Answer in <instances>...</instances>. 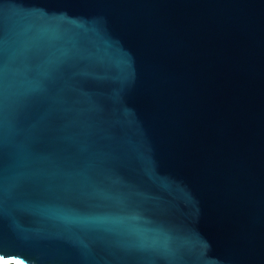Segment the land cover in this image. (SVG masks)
<instances>
[{"label": "water", "instance_id": "water-1", "mask_svg": "<svg viewBox=\"0 0 264 264\" xmlns=\"http://www.w3.org/2000/svg\"><path fill=\"white\" fill-rule=\"evenodd\" d=\"M0 32L4 261L264 264V0H0Z\"/></svg>", "mask_w": 264, "mask_h": 264}, {"label": "snow or ice", "instance_id": "snow-or-ice-1", "mask_svg": "<svg viewBox=\"0 0 264 264\" xmlns=\"http://www.w3.org/2000/svg\"><path fill=\"white\" fill-rule=\"evenodd\" d=\"M3 46H4V37H3L2 32H0V52H2ZM162 243L166 245L168 243V241L165 240ZM0 264H8V262L4 261L2 255H0ZM14 264H21V261L14 260Z\"/></svg>", "mask_w": 264, "mask_h": 264}]
</instances>
